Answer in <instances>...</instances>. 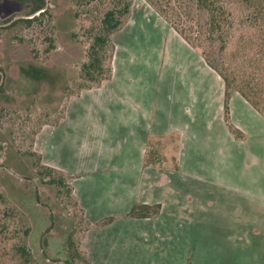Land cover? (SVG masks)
Masks as SVG:
<instances>
[{
    "label": "crops",
    "instance_id": "0c3cea01",
    "mask_svg": "<svg viewBox=\"0 0 264 264\" xmlns=\"http://www.w3.org/2000/svg\"><path fill=\"white\" fill-rule=\"evenodd\" d=\"M113 42L110 80L69 99L59 125L38 132L44 164L68 175L92 222L150 207L127 219L126 259L167 242L173 254L161 264H264V116L233 92L226 117L223 80L144 0ZM55 134L58 154L45 149ZM104 230L82 237L92 264L108 263Z\"/></svg>",
    "mask_w": 264,
    "mask_h": 264
},
{
    "label": "rangeland",
    "instance_id": "374dc122",
    "mask_svg": "<svg viewBox=\"0 0 264 264\" xmlns=\"http://www.w3.org/2000/svg\"><path fill=\"white\" fill-rule=\"evenodd\" d=\"M150 1L155 4V8L145 2L155 12L161 9L165 14L171 13V6L177 4V0ZM112 4L113 0H94L80 10L72 0H44V9L48 13L39 15L40 11L30 12L33 2L0 0V189L15 212L12 221L29 226L26 245L38 264H81L75 253L84 229L80 222L81 207L66 194L60 183L51 182L52 178L55 179L54 172L48 169L40 172L35 158L27 152L32 142L33 149L38 151L35 147L38 132L44 125H52L61 117L67 97L81 88L83 78L79 68L85 61L91 26L99 21L102 12ZM231 6L234 19L237 20L238 8L235 4ZM176 14H180L179 9H176ZM38 15V19L28 25L21 21L13 24L18 19ZM255 37L254 31L238 23L228 30L230 45L227 53L230 58L243 57L244 69L249 65L245 57L248 44ZM50 38L54 48L46 54L45 44L49 43ZM162 45L161 50L165 55L172 45L165 39ZM192 49L204 59L198 50ZM122 54L119 50L118 58ZM30 64L44 68L50 75L40 79L27 77L20 68ZM237 68L242 67L238 65ZM217 75L214 72L213 78L219 81ZM59 136L55 134L44 141L45 149L51 143L55 151L53 154L61 153ZM167 142L168 138L166 145ZM69 151L72 152V149L68 148ZM49 154L52 156L50 151ZM72 156L63 155L65 164ZM103 167L102 171H110L106 165ZM109 217L110 214L103 217L105 223L101 219L92 222L87 218L90 225L85 231L86 235L89 230L105 229L104 235L110 247L107 264H161L170 261L167 259L173 254V246H167V242H159L163 248H150V253L137 248V252H141L126 259L129 237L127 226L132 224L127 221L130 216H114L111 220Z\"/></svg>",
    "mask_w": 264,
    "mask_h": 264
},
{
    "label": "trees",
    "instance_id": "16d2710c",
    "mask_svg": "<svg viewBox=\"0 0 264 264\" xmlns=\"http://www.w3.org/2000/svg\"><path fill=\"white\" fill-rule=\"evenodd\" d=\"M93 1L72 0L75 7L80 8V10L82 7L90 5ZM132 1L113 0L114 4L106 8L102 12L99 21L91 26V36L86 48L85 61L79 68L83 84L76 93L100 86L110 80L115 49L113 35L127 22L131 12ZM145 1L155 8V4L152 1ZM220 1H224V3ZM27 2H33L30 9L31 14L39 11V15L48 13V10L44 9V0H27ZM233 4L238 8L237 20L234 19L235 16L232 11L234 9L231 6ZM176 9H179L180 14L178 16ZM170 10L171 13L167 12L166 14L161 9L156 11L190 46L201 53L206 64L223 80L226 117L228 99L233 92H238L264 116V0H177L176 6H171ZM39 15L33 18L18 19L13 24L21 21L28 25L37 20ZM175 17L177 18L174 19ZM236 23L250 29V31H254L256 34V37L252 38L248 44V51L245 57L249 65H246L245 69L242 66L243 57L235 56L230 58L227 53L230 45L228 30H232ZM251 37L252 35L249 36V38ZM53 48L54 44L52 43V38H50L49 43L45 44L44 53L48 54ZM238 65L242 68L238 69ZM20 71L27 77L36 79L50 75V72L44 68L31 64L27 67H21ZM76 93L69 95L66 101L74 97ZM65 106L61 117L52 124L55 125L60 121ZM27 153L35 158L36 166L40 172L43 169L54 172L56 180L52 178V181H49L60 183L66 194L70 195L74 199V203L78 205L73 196L72 188L67 181L68 175L62 170L45 165L41 154L33 149V142ZM136 209H141L142 211L138 213V211H135ZM148 211H150V207L146 205H134L127 216H145ZM80 212L82 213L80 222L84 229L81 232V238L76 244L75 253L81 264H92L87 257L86 251L81 246V239L90 223L84 217L82 209ZM14 216L13 207L0 189V264H38L33 259L31 250L26 245V237L30 232L29 226L18 221L13 222ZM111 219L109 217V220ZM102 222L105 223L106 220Z\"/></svg>",
    "mask_w": 264,
    "mask_h": 264
}]
</instances>
